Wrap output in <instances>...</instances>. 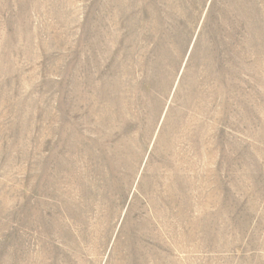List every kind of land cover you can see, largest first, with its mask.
I'll use <instances>...</instances> for the list:
<instances>
[{"label": "rangeland", "instance_id": "374dc122", "mask_svg": "<svg viewBox=\"0 0 264 264\" xmlns=\"http://www.w3.org/2000/svg\"><path fill=\"white\" fill-rule=\"evenodd\" d=\"M0 264H264V0H0Z\"/></svg>", "mask_w": 264, "mask_h": 264}]
</instances>
